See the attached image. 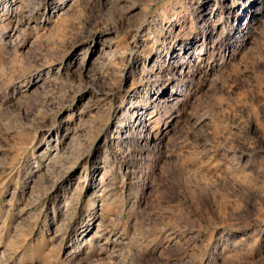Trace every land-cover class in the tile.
<instances>
[{
    "label": "rangeland",
    "instance_id": "374dc122",
    "mask_svg": "<svg viewBox=\"0 0 264 264\" xmlns=\"http://www.w3.org/2000/svg\"><path fill=\"white\" fill-rule=\"evenodd\" d=\"M4 2L0 264H264V0Z\"/></svg>",
    "mask_w": 264,
    "mask_h": 264
},
{
    "label": "bare ground",
    "instance_id": "6f19581e",
    "mask_svg": "<svg viewBox=\"0 0 264 264\" xmlns=\"http://www.w3.org/2000/svg\"><path fill=\"white\" fill-rule=\"evenodd\" d=\"M15 0H5V2H4V8L6 9V10H9V11H13V13L14 12H16V7H14V5H13V2H14ZM55 1H58V0H48V8L51 10V11H53V12H55V10L57 9V8H59V7H57V6H52V4H54V2ZM67 2H69L70 0H66ZM255 2L256 0H250V2ZM60 9V8H59ZM246 26L245 25H241L240 27H239V31L240 32H242V33H245V30H244V28H245ZM184 49V54L186 55V56H188V57H195V55H194V51L193 52H188V51H186V49L187 48H183ZM178 99H176V100H173L172 98H161V100H159L158 102L159 103H165V104H167V103H171L172 101L173 102H176ZM141 120V119H140Z\"/></svg>",
    "mask_w": 264,
    "mask_h": 264
}]
</instances>
